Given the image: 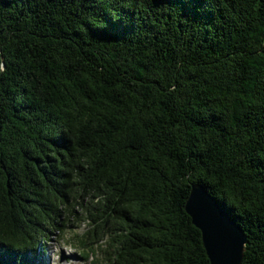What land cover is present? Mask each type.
Returning a JSON list of instances; mask_svg holds the SVG:
<instances>
[{
  "label": "trees",
  "instance_id": "1",
  "mask_svg": "<svg viewBox=\"0 0 264 264\" xmlns=\"http://www.w3.org/2000/svg\"><path fill=\"white\" fill-rule=\"evenodd\" d=\"M194 185L264 264V0H0V264H210Z\"/></svg>",
  "mask_w": 264,
  "mask_h": 264
},
{
  "label": "water",
  "instance_id": "2",
  "mask_svg": "<svg viewBox=\"0 0 264 264\" xmlns=\"http://www.w3.org/2000/svg\"><path fill=\"white\" fill-rule=\"evenodd\" d=\"M185 210L201 232L210 264H242L247 237L204 187L191 188Z\"/></svg>",
  "mask_w": 264,
  "mask_h": 264
},
{
  "label": "rangeland",
  "instance_id": "3",
  "mask_svg": "<svg viewBox=\"0 0 264 264\" xmlns=\"http://www.w3.org/2000/svg\"><path fill=\"white\" fill-rule=\"evenodd\" d=\"M83 216H80V219ZM88 230L84 221L72 222L71 228L67 230L65 235L60 238H54L48 246L46 255L43 257L44 264H93L98 260V264H105L106 255L102 251L105 247L96 248L98 254L91 255L88 261L84 260L83 253L88 251L87 248H82L80 240L82 235ZM79 235L80 239H75ZM98 246H104V241H99ZM85 251V252H84Z\"/></svg>",
  "mask_w": 264,
  "mask_h": 264
}]
</instances>
